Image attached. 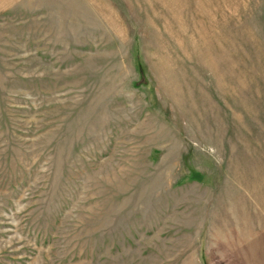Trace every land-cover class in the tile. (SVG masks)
<instances>
[{
  "label": "rangeland",
  "instance_id": "374dc122",
  "mask_svg": "<svg viewBox=\"0 0 264 264\" xmlns=\"http://www.w3.org/2000/svg\"><path fill=\"white\" fill-rule=\"evenodd\" d=\"M0 264H264V0H0Z\"/></svg>",
  "mask_w": 264,
  "mask_h": 264
}]
</instances>
